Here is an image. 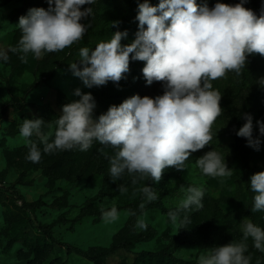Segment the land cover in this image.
<instances>
[{"label":"rangeland","instance_id":"1","mask_svg":"<svg viewBox=\"0 0 264 264\" xmlns=\"http://www.w3.org/2000/svg\"><path fill=\"white\" fill-rule=\"evenodd\" d=\"M148 2L158 6L160 0ZM218 2L234 6L240 0H196L209 8ZM141 3L144 0H98L96 5H84L81 10L93 7L95 15L81 21L91 22L92 27L80 42L39 60L29 54L27 63L9 51L8 62H0V264H97L91 258L94 255L105 264H144L141 252L161 249L186 264H197L199 255L210 248L242 239L244 219L264 228V212H251L254 193L248 184L252 175L264 171V137L256 123L264 122V87L256 83L264 77V56L260 54L247 58L241 77L229 73L227 79L213 81L222 94L223 114L213 125L217 135L211 144L192 153L187 169L168 168L159 183L145 178L134 185L127 174L113 182L109 157L117 150L98 142L86 152L74 148L42 153L39 163L26 159L29 148L19 131L23 120L42 118L46 122L42 132L54 136L62 107L79 100L74 95L77 88L93 95L94 118L134 95H163L164 82L148 85L142 72L146 62L132 60V54L129 71L120 81L92 88L85 87L69 66L72 62L79 65L81 47L94 50L116 31L128 33L122 46L131 44L139 30L135 18ZM262 5L264 0H246L243 6L259 16ZM40 7L47 10V0H0V47L15 46L21 36L15 27L19 18L30 8ZM244 114L253 117V137L262 141L259 151L248 146L247 138L241 137L243 146L236 140L235 133L246 123ZM31 139L43 149L38 137ZM214 149L225 155L228 167L234 170L231 177H207L196 167V159ZM120 184L128 191L120 192ZM145 185L155 188L160 198L146 205L148 228L139 230L135 224L143 194L138 189ZM192 185L204 187V208L190 212L191 224L179 229L167 214L184 198L181 186ZM30 203L34 206L27 209L25 205ZM113 206L120 218L105 224L102 209ZM129 211L137 215H129ZM43 226H49V235L41 230ZM247 243L251 264L257 260L264 264V253L252 246L251 239Z\"/></svg>","mask_w":264,"mask_h":264},{"label":"clouds","instance_id":"2","mask_svg":"<svg viewBox=\"0 0 264 264\" xmlns=\"http://www.w3.org/2000/svg\"><path fill=\"white\" fill-rule=\"evenodd\" d=\"M216 3L209 8L199 6L196 0H160L151 6L148 0L138 5L139 30L135 40L122 46L127 31H116L111 38L99 42L95 49H79V65L69 64L73 75L84 86H102L109 81L118 82L129 71L132 60L145 61L142 69L148 85L164 82V93L155 98L134 95L119 106L112 105L106 113L93 117L96 102L91 93L77 88L74 95L79 100L65 104L62 114L55 120V132L45 134L42 118L24 119L20 136L29 148L26 159L39 163L43 154L78 148L90 150L95 142L111 146L117 151L109 157V177L113 182L125 174L132 184L150 178L159 183L168 168L187 169L192 153L204 149L213 141V125L223 114L220 105L222 94L214 88L213 81L227 79L229 73L237 78L246 71L250 55L264 56V5L259 16L243 5ZM98 0H47L48 8H30L19 18L21 36L15 46L0 47V62H8V52L18 55L23 63L28 56L39 60L47 53L61 52L80 42L92 23L82 20L94 18L93 7ZM119 22H113L117 25ZM145 25L147 26L145 28ZM256 83L264 87V77ZM246 123L236 133L247 138L248 146L260 150L261 139L253 137V117L244 114ZM260 137H264V122H256ZM39 138L43 149L31 139ZM51 137V140H50ZM201 174L212 178H226L234 174L225 161V155L216 149L196 159ZM254 193L251 212H264V171L254 174L249 181ZM174 210L168 212L172 225L179 229L191 224L190 212L204 208L205 189L192 185ZM120 192H127L123 184ZM143 194L139 204L135 228L147 230L146 205L160 197L155 188L145 185L138 189ZM136 216V212L129 211ZM103 222L113 224L120 218L117 207L102 209ZM242 239L223 246L210 248L199 255L197 264H251L247 241L264 253V228L250 219H244ZM256 264H261L257 260Z\"/></svg>","mask_w":264,"mask_h":264},{"label":"trees","instance_id":"3","mask_svg":"<svg viewBox=\"0 0 264 264\" xmlns=\"http://www.w3.org/2000/svg\"><path fill=\"white\" fill-rule=\"evenodd\" d=\"M135 84V83H134ZM236 140L243 146L244 141L235 133ZM34 206L33 203L29 205H25L27 209H30ZM41 230L45 231L46 234H50L49 226L40 227ZM123 247H128V243H123ZM93 261L97 264H105V261L99 256L94 255L91 257ZM141 260L144 264H186V262L175 258L171 253L165 252V250L161 249L159 251H143L141 252Z\"/></svg>","mask_w":264,"mask_h":264}]
</instances>
